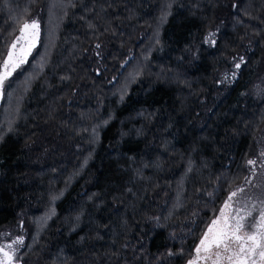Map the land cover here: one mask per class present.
Segmentation results:
<instances>
[{"label": "trees", "instance_id": "obj_1", "mask_svg": "<svg viewBox=\"0 0 264 264\" xmlns=\"http://www.w3.org/2000/svg\"><path fill=\"white\" fill-rule=\"evenodd\" d=\"M32 19L0 240L15 264H185L250 160L264 190V0H0V65Z\"/></svg>", "mask_w": 264, "mask_h": 264}, {"label": "snow or ice", "instance_id": "obj_2", "mask_svg": "<svg viewBox=\"0 0 264 264\" xmlns=\"http://www.w3.org/2000/svg\"><path fill=\"white\" fill-rule=\"evenodd\" d=\"M19 35L8 48L6 58L0 67V95L4 88L7 78L27 62V57L36 46L39 38V24L32 20L24 22L19 29ZM23 41V43H21ZM17 45H20L18 48ZM240 67L239 64L236 65ZM255 161H249L254 164ZM240 191H243L241 189ZM233 192L229 200L236 196ZM230 207L228 203L225 208ZM255 205H253V209ZM240 210H236V217H229L223 210L220 217L214 219L207 232L196 247V257L189 260L188 264H198L200 259L210 262V264H264V209L260 210L259 216L249 219L253 216V211L249 210L244 216L239 215ZM247 221V224L245 223ZM13 243L23 244V239L13 241ZM11 248L12 245L6 246ZM8 260L11 256L4 248H0Z\"/></svg>", "mask_w": 264, "mask_h": 264}, {"label": "rangeland", "instance_id": "obj_3", "mask_svg": "<svg viewBox=\"0 0 264 264\" xmlns=\"http://www.w3.org/2000/svg\"><path fill=\"white\" fill-rule=\"evenodd\" d=\"M32 20H35V21H37L36 19H32ZM31 20V21H32ZM31 21H28L29 23L31 22ZM38 22V21H37ZM39 24V23H38ZM22 27V26H21ZM20 33H18V35H19ZM39 34H40V29H39ZM17 35V36H18ZM216 34H215V32L214 31H212L210 34H209V36L206 38V41H207V43H211V44H213V40H214V36H215ZM38 40H39V38H38ZM38 40H37V43H36V46H37V44H38ZM14 41V40H13ZM21 43H23V41L21 42ZM11 45V44H10ZM35 46V47H36ZM17 47L19 48L20 47V45H17ZM34 47V48H35ZM34 48L32 49V51H31V53L33 52V50H34ZM31 55V54H30ZM29 55V56H30ZM29 56L27 57V60H28V58H29ZM5 58H6V56H5ZM4 58V59H5ZM4 61V60H3ZM3 61H2V63H3ZM2 63H1V65H2ZM25 64V63H24ZM24 64H22L21 66H23ZM20 66V67H21ZM19 67V68H20ZM19 68H17L16 70H18ZM15 70V71H16ZM0 71H3V68L2 67H0ZM15 71H13L12 72V74L7 78V80L14 74V72ZM6 80V81H7ZM5 81V82H6ZM4 85H5V83H4ZM4 89V88H3ZM2 96H3V90H2V95H0V103H1V100H2ZM250 161H252V160H250ZM248 166H249V176L247 177V179H246V181H245V183L241 186V187H238V188H235L229 195H228V197L226 198V200L224 201V203H223V205L221 206V208H220V210H219V212H218V214L210 221V223L208 224V226L206 227V229H205V231H204V233H203V235H202V237H201V239L203 238V236H204V234L207 232V230H208V228H209V226L212 224V221L214 220V219H217V218H219L220 217V212H221V210H223L230 218L231 217H236V210L237 209H239L240 210V212H239V215L240 216H244L245 214H246V212L247 211H249V210H251V211H253V216L251 217V218H249V219H254L255 217H256V215H257V211H259V209L261 208V205L264 203V200H263V196H264V190L262 191V189L261 188H263V186L261 185V186H259V185H254V181H253V183H252V180L255 178V173H256V171H257V167H256V165H255V163L254 164H249V162H248ZM241 189H243V191H240ZM233 192H236L237 193V195L236 196H234V197H232V199L231 200H229V196L233 193ZM226 203H228L229 205H230V207H228V208H225V204ZM253 205H255V208L253 209ZM237 218H239V217H237ZM245 223L247 224V221H245ZM20 238H17V239H14V240H12V241H2V240H0V248H4V250L6 251V252H8L9 253V255L11 256V260L9 261L8 260V258H6L5 256H4V254L3 253H0V264H15V261L13 260V256L15 255V253H16V251L18 250V248H19V245L20 244H18V243H13V241H17V240H19ZM200 239V240H201ZM200 240H199V242H200ZM199 242H198V244L196 245V247L197 246H199ZM9 244H11L12 245V247L9 249V248H7L6 246L7 245H9ZM196 247H195V249H196ZM195 249H194V252H193V255H192V257L189 259V260H192V259H194L195 257H196V251H195ZM189 260L185 263V264H188V262H189ZM198 264H210V262H208V261H205V260H203V259H200L199 260V262H198Z\"/></svg>", "mask_w": 264, "mask_h": 264}]
</instances>
